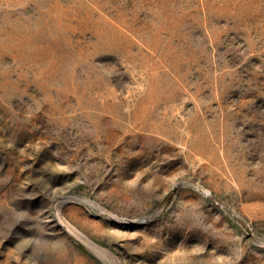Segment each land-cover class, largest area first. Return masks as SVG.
I'll use <instances>...</instances> for the list:
<instances>
[{"label":"rangeland","instance_id":"374dc122","mask_svg":"<svg viewBox=\"0 0 264 264\" xmlns=\"http://www.w3.org/2000/svg\"><path fill=\"white\" fill-rule=\"evenodd\" d=\"M0 264H264V0H0Z\"/></svg>","mask_w":264,"mask_h":264}]
</instances>
